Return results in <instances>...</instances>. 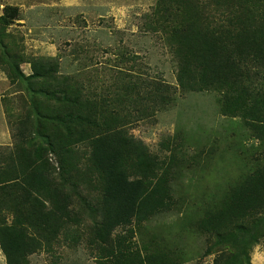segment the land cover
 <instances>
[{
    "label": "trees",
    "instance_id": "obj_1",
    "mask_svg": "<svg viewBox=\"0 0 264 264\" xmlns=\"http://www.w3.org/2000/svg\"><path fill=\"white\" fill-rule=\"evenodd\" d=\"M153 16V28L164 31L173 47L179 87L219 93L222 115L240 118L264 143V0H158ZM19 17V8L7 6L0 25ZM4 64L12 79L28 82L32 95L29 111L10 120L14 148L0 147V246L7 264H30L31 255L81 224L75 178L88 168L100 190L94 244L104 258L134 264L126 236L115 233L180 207L174 183L180 161L152 154L127 126L139 120L133 112L172 104L173 88L131 79L122 92L97 97L76 77L63 75L57 59H34L29 77L5 56ZM211 205L191 226L234 241L236 251L221 253L214 264H246L247 249L264 238V165ZM148 252L137 264H180L170 251Z\"/></svg>",
    "mask_w": 264,
    "mask_h": 264
},
{
    "label": "rangeland",
    "instance_id": "obj_2",
    "mask_svg": "<svg viewBox=\"0 0 264 264\" xmlns=\"http://www.w3.org/2000/svg\"><path fill=\"white\" fill-rule=\"evenodd\" d=\"M157 2L0 0V16L7 6L20 10L15 23L0 25V57L15 61L25 77L33 74L34 59H57L63 75L76 77L97 97L122 92L124 82L131 79L170 85L173 103L144 115L133 112V119L139 120L127 131L152 154L163 160L176 156L180 161L174 180L180 207L142 227L121 228L114 237L126 236L134 264L154 248L170 251L180 264H214L221 253L236 251L234 241L223 242L191 224L201 218L205 205L222 201L230 186L264 165V143L240 118L222 115L219 93L186 92L179 87L173 47L164 31L153 28ZM11 77L9 66L0 65V147L9 149L15 146L10 120L26 114L32 100L28 82ZM85 165L82 173L87 171ZM88 171L75 178L73 188L81 224L61 234L51 248L31 255L30 264H122L117 257L104 258L94 244L100 190L99 183L89 180L94 174ZM245 263L264 264V238L247 249ZM0 264H7L1 246Z\"/></svg>",
    "mask_w": 264,
    "mask_h": 264
},
{
    "label": "crops",
    "instance_id": "obj_3",
    "mask_svg": "<svg viewBox=\"0 0 264 264\" xmlns=\"http://www.w3.org/2000/svg\"><path fill=\"white\" fill-rule=\"evenodd\" d=\"M5 130V129H4Z\"/></svg>",
    "mask_w": 264,
    "mask_h": 264
}]
</instances>
